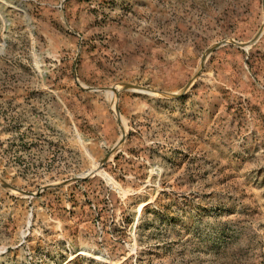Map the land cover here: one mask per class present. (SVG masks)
Masks as SVG:
<instances>
[{
	"label": "rangeland",
	"instance_id": "obj_1",
	"mask_svg": "<svg viewBox=\"0 0 264 264\" xmlns=\"http://www.w3.org/2000/svg\"><path fill=\"white\" fill-rule=\"evenodd\" d=\"M249 3L0 0V264H264V98L201 61Z\"/></svg>",
	"mask_w": 264,
	"mask_h": 264
},
{
	"label": "crops",
	"instance_id": "obj_2",
	"mask_svg": "<svg viewBox=\"0 0 264 264\" xmlns=\"http://www.w3.org/2000/svg\"><path fill=\"white\" fill-rule=\"evenodd\" d=\"M249 5L253 14L257 10L260 17L262 0H250ZM258 30V27H244L240 33L245 38L239 40L231 36L214 42L205 61V73L209 75L206 80L212 79L211 90L205 95H223L224 99L246 101L252 107L253 115L256 109L257 115L261 114L264 98L261 86L264 83V29L255 38ZM219 85L221 90H217Z\"/></svg>",
	"mask_w": 264,
	"mask_h": 264
},
{
	"label": "water",
	"instance_id": "obj_3",
	"mask_svg": "<svg viewBox=\"0 0 264 264\" xmlns=\"http://www.w3.org/2000/svg\"><path fill=\"white\" fill-rule=\"evenodd\" d=\"M262 8L264 10V0H262ZM261 32V28H259V30L257 31L256 33V36L255 38L260 34ZM216 46V45H215ZM214 46V47H215ZM211 50V47L208 48L206 51H205V54L204 56H202L201 58V61H203V57H205L209 51ZM121 89H128V90H133V91H137V92H144V93H155V91L151 90V89H147L145 87H142L140 85H135V84H131V83H124V84H121ZM111 89V88H110ZM120 89H117L116 90V94L118 93ZM164 94L165 96L167 97H171V98H175V97H178L180 96L181 94L180 93H162ZM121 136L119 137V139H117L113 149L100 161L99 165H98V170L102 168V165L103 163L105 162V160H107V158L115 151V148L121 144V142L123 141L124 139V136H123V130H121ZM48 185H44L42 187H40V189H42L43 187H47ZM0 187L7 190V191H11V192H16V189H14L13 187L9 186L8 184H6L5 182L1 181L0 180ZM21 195H24V196H32L33 194L32 193H21Z\"/></svg>",
	"mask_w": 264,
	"mask_h": 264
},
{
	"label": "bare ground",
	"instance_id": "obj_4",
	"mask_svg": "<svg viewBox=\"0 0 264 264\" xmlns=\"http://www.w3.org/2000/svg\"><path fill=\"white\" fill-rule=\"evenodd\" d=\"M114 94V93H113Z\"/></svg>",
	"mask_w": 264,
	"mask_h": 264
}]
</instances>
